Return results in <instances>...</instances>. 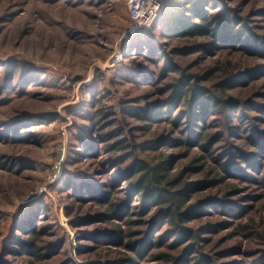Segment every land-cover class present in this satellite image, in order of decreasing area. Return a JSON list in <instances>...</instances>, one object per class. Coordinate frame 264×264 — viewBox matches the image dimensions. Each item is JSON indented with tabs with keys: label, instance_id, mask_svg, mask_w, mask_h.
Instances as JSON below:
<instances>
[{
	"label": "rangeland",
	"instance_id": "obj_1",
	"mask_svg": "<svg viewBox=\"0 0 264 264\" xmlns=\"http://www.w3.org/2000/svg\"><path fill=\"white\" fill-rule=\"evenodd\" d=\"M194 1L130 32L127 0H0V264H264V0ZM138 159L171 162L188 237L118 176Z\"/></svg>",
	"mask_w": 264,
	"mask_h": 264
},
{
	"label": "trees",
	"instance_id": "obj_2",
	"mask_svg": "<svg viewBox=\"0 0 264 264\" xmlns=\"http://www.w3.org/2000/svg\"><path fill=\"white\" fill-rule=\"evenodd\" d=\"M191 3L192 6H189L186 9H188V11H190V13H192L194 17L199 18L201 21L205 20L204 15L206 13V10H204L205 8L202 6L203 2L201 1L196 2L194 0H191ZM219 17L220 15L211 17V19L214 21L212 25L215 24L219 25V27H221L222 29H227L226 27L229 28V26L227 25L228 24L227 22L229 21L228 20L220 21L218 20L220 19ZM210 22L211 20L208 22V24H202L195 21L185 23L182 25L183 28L181 31L186 36L210 35L212 34L210 31L211 28L208 27ZM154 23L152 24V26L154 25ZM152 26H150L149 28H151ZM185 84H188V82H184V85ZM188 89L192 91L193 86H189ZM189 103L191 107L195 105H201L204 108L211 107L217 109L220 106L226 107L230 103V101L224 100L223 98L216 95H212L206 91H195L192 94ZM201 120L204 121L205 119L202 118ZM198 138H199V133H198ZM208 145L205 144V148H207ZM170 165L171 162L168 161V159L160 160L155 164H150L142 159L133 160L118 170V176L128 182L130 189L133 191L135 195L139 197V203H141V207H144V204H142V202L154 203L153 206H157V210L155 213L158 216L161 215L165 217V219L172 225V229H174L177 234L181 233L182 237H188L187 235L189 233L188 232L189 228L186 229L185 226V223L187 221L185 218L186 213L178 214L177 212L183 205L182 204L183 198L185 197L187 188L183 187L182 189L174 191L172 195H170V197H167L165 195L164 186H163L164 183L167 182V184L170 183L171 185L173 184L177 185L178 181H180L179 176L172 178L170 181L167 180ZM173 196H175L174 199L171 198ZM100 200L104 204L107 203L106 220H109L111 216L114 215L115 216L119 215L121 217L123 215H127L128 213L127 206L131 203L125 200L123 197L115 198L114 195L112 196V192L110 191L104 192V198ZM165 204L167 206L162 207ZM113 232L114 233H112L111 236L114 237V241H119L122 237L121 230L117 228L114 229ZM148 240H150V238L145 241ZM129 245L134 249V251H140V249L142 248V244H140L136 240L130 241ZM34 246L35 244L33 242V239L21 243V247H23L24 251L26 252L27 251L34 252L35 249H36L35 253L38 252L39 249Z\"/></svg>",
	"mask_w": 264,
	"mask_h": 264
},
{
	"label": "built area",
	"instance_id": "obj_3",
	"mask_svg": "<svg viewBox=\"0 0 264 264\" xmlns=\"http://www.w3.org/2000/svg\"><path fill=\"white\" fill-rule=\"evenodd\" d=\"M163 6L164 0H127V11L133 22L129 31L148 29Z\"/></svg>",
	"mask_w": 264,
	"mask_h": 264
}]
</instances>
